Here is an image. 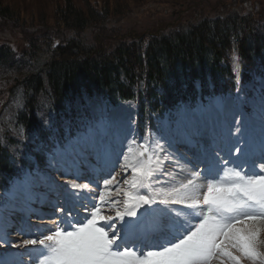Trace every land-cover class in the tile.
Returning a JSON list of instances; mask_svg holds the SVG:
<instances>
[{"label":"trees","instance_id":"trees-1","mask_svg":"<svg viewBox=\"0 0 264 264\" xmlns=\"http://www.w3.org/2000/svg\"><path fill=\"white\" fill-rule=\"evenodd\" d=\"M53 4L55 24L45 15L36 26L31 23L29 33H37L22 47L0 42V205L15 177L50 167L52 137L63 129L59 118L76 111V101H133L143 135L155 129L156 118L173 115L181 101L194 105L211 94L236 91L233 57L241 65V82L256 81L264 71V16L253 12L228 8L182 28L87 43L79 33L101 30L110 7L74 0ZM13 12L0 0L1 19L19 21ZM16 99L18 106L7 110Z\"/></svg>","mask_w":264,"mask_h":264},{"label":"rangeland","instance_id":"rangeland-1","mask_svg":"<svg viewBox=\"0 0 264 264\" xmlns=\"http://www.w3.org/2000/svg\"><path fill=\"white\" fill-rule=\"evenodd\" d=\"M55 1L58 0H3L4 4H8L20 18L19 21L8 22L0 18V42L22 47L27 36L37 33V29L29 33L31 23L36 26V22L39 20L41 23L40 19L45 15L49 25L55 24L52 19ZM74 1L77 4L88 2L99 8L110 7V13L105 18L104 27L101 30L86 29L79 33L78 36L87 43H109L106 39L109 37L113 39L116 35L132 37L134 34L146 31L182 28L199 17L214 15L228 8L242 14L253 12L258 17L264 16L261 15L264 12V0ZM258 85L259 89H255L252 81H248L240 85L241 92L235 93V96L229 94L222 99L219 95H213L206 103H197L193 107L186 101H182L176 107V116L171 118L166 114L157 121L158 130L145 134L144 139L137 138L136 107L133 102L123 101L117 105H106L100 98H84L86 103L83 106V113L78 115L76 128L73 131L65 129L62 141L57 138L60 131H55L53 140L56 146L52 157L48 160L52 170L46 171V174H38L37 180L30 174L15 179L8 191V197L0 205V257L3 258L0 264H39L37 257L42 250L39 246H20L23 240L39 239L42 238L41 232L44 235L48 233L44 228L38 227L41 225L29 220L33 217L32 215H37L36 212L30 209L26 215H23L22 208H25L26 199H29L33 205L37 201L44 203V205H38L41 210L38 213L41 217H55L53 219L59 221L60 210L64 209L66 216L74 214L85 222V218H90L92 204H100V192H105L106 198L123 199L122 196H117L113 189L123 186V180L131 175L130 170L122 173L120 168L124 163L123 154L127 152L129 146L135 147L148 143L152 148L158 141L165 148L166 153L172 157V159H165V153L160 154L162 164L161 171L155 174V181L159 182L154 184L156 188H168L172 184H178L190 178L189 172L198 171L199 164L193 168L188 161L202 155L205 148L214 147L215 151L224 148L225 151H220L221 155L231 147L233 159L237 157L243 159L236 149L245 148V145L252 149L254 147L252 142H256L257 148L261 150L260 147L264 141V76L258 78ZM18 103L16 99L13 104L7 105L6 109L10 111L11 105L16 108ZM75 103L76 107L80 106L79 101ZM45 120L50 124L48 116ZM237 138L239 143L236 142ZM133 141L136 142L135 145ZM70 154L74 155V159L68 162ZM117 154H119L118 157ZM255 155L254 151L253 157ZM181 157L187 159H181ZM117 158L119 162L115 165L107 162L109 159ZM177 160L179 165L176 163ZM252 161L255 164V172L264 174V170L259 167L261 163L257 159ZM180 166L184 167L183 172L180 171ZM233 166L230 164L227 167ZM248 167V164L244 166L245 173L248 172ZM87 169L90 170L88 173ZM226 170L223 169L215 178L220 179ZM112 176H116V182L112 186V194L109 197L103 181L111 179ZM93 179L97 183L92 182ZM71 181L77 184L90 182L91 191L72 189ZM198 182L204 185L206 190L207 180L200 179ZM23 190L24 198L21 196ZM85 205L89 210H85ZM157 206L160 207V205ZM180 208L184 212L182 215L190 211L185 209L184 205ZM101 209L103 215H115V211L108 204L101 205ZM140 209L144 211L143 208ZM182 215L180 218L183 220ZM126 218L128 216H125ZM72 223L75 224L76 220ZM191 223L194 225L198 223V220H192ZM259 239L264 240V233ZM261 250H264V245L261 246ZM244 261L249 264V261ZM213 264H220V262L214 260Z\"/></svg>","mask_w":264,"mask_h":264},{"label":"snow or ice","instance_id":"snow-or-ice-1","mask_svg":"<svg viewBox=\"0 0 264 264\" xmlns=\"http://www.w3.org/2000/svg\"><path fill=\"white\" fill-rule=\"evenodd\" d=\"M236 142L239 143V138ZM220 151L205 148L202 155L188 161L193 168L204 164L203 174L190 171L186 181L156 188L154 184L159 182L155 181V174L161 171L162 164L160 154L165 153V159L172 157L158 141L152 148L148 143L129 146L120 168L122 173L130 170L131 175L123 180V186L115 189L116 195L123 199L106 198L105 192H100V204H92L86 222L74 214L66 216L61 209L58 222L38 226L47 235L41 232L42 238L23 240L20 246H39L42 249L37 257L39 264H213L214 260L220 264H243L244 260L249 264H264V250H261L264 240L259 239L264 233V174L255 172L254 162L247 173L242 170L249 164L248 145L236 149L244 159H233L231 147L227 148L228 160ZM260 159L264 160V141ZM107 162L115 165L119 161L117 158ZM176 163L179 165V160ZM229 163L234 166L228 168ZM259 167L264 170V163ZM222 168L227 170L216 179ZM180 171H184L183 166ZM200 179L207 180L206 190L198 182ZM114 182L116 176L103 181L109 197ZM70 187L91 191L89 184L75 181L70 182ZM103 204H108L115 217L124 222L119 229L112 216L102 214ZM174 204H183L190 210L183 220L173 217L170 222L158 224L152 232L142 229V218L155 212L152 205ZM145 205L150 207L137 217V210ZM84 207L89 210L87 205ZM180 215L178 212L177 217ZM125 216L137 220L125 221ZM192 220L198 223L193 225ZM100 221L106 224L101 226ZM146 248L149 250L145 251Z\"/></svg>","mask_w":264,"mask_h":264},{"label":"bare ground","instance_id":"bare-ground-1","mask_svg":"<svg viewBox=\"0 0 264 264\" xmlns=\"http://www.w3.org/2000/svg\"><path fill=\"white\" fill-rule=\"evenodd\" d=\"M49 221L48 219L46 220V222ZM38 222H43L42 220H38ZM119 225L121 226V223H119Z\"/></svg>","mask_w":264,"mask_h":264}]
</instances>
